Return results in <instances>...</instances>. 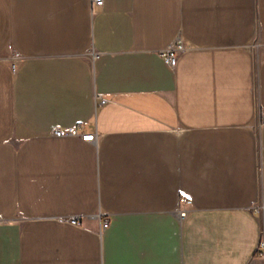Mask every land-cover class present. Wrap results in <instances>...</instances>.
<instances>
[{"label":"crops","instance_id":"obj_1","mask_svg":"<svg viewBox=\"0 0 264 264\" xmlns=\"http://www.w3.org/2000/svg\"><path fill=\"white\" fill-rule=\"evenodd\" d=\"M102 3L0 0V264H264V0Z\"/></svg>","mask_w":264,"mask_h":264},{"label":"built area","instance_id":"obj_2","mask_svg":"<svg viewBox=\"0 0 264 264\" xmlns=\"http://www.w3.org/2000/svg\"><path fill=\"white\" fill-rule=\"evenodd\" d=\"M92 2H94L95 4H103L102 0H92ZM184 48V44L182 42V40L178 39L175 42H170L168 45H166L161 51V55L160 57L162 58V60L164 61V63H166L167 65L171 66V67H175L176 66V61H177V56L179 54V51L182 50ZM22 55H20L18 52H16L15 50H12L11 54H10V66L12 69H14L18 63L22 60ZM105 102V98L101 97L99 103L102 104ZM81 124L80 123H76V125L73 126H67V127H63V128H58L53 127L51 129V133L52 135L55 136H59V137H64L66 135H72V136H80L84 141H90L94 138L95 134L94 133H84L83 131L79 130L80 129ZM179 204L181 205H188L190 204L191 200L189 198H187L186 196L179 198L178 200ZM186 210H188L187 208H179L178 212V216L179 217H183L186 213ZM69 221L71 223H73L74 225H80L81 220L79 221L78 219L71 217L69 219ZM107 220L104 221L103 227L105 228L107 227ZM260 245L264 246V243L262 241L259 242Z\"/></svg>","mask_w":264,"mask_h":264}]
</instances>
